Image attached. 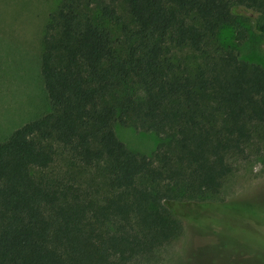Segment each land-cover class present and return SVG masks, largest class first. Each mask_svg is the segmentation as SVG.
<instances>
[{"label": "trees", "instance_id": "16d2710c", "mask_svg": "<svg viewBox=\"0 0 264 264\" xmlns=\"http://www.w3.org/2000/svg\"><path fill=\"white\" fill-rule=\"evenodd\" d=\"M244 18L264 36V0L59 1L39 54L46 110L0 142V264L149 263L198 223L188 203L221 191L264 125ZM117 126L155 135L154 152ZM229 240L263 250L264 230Z\"/></svg>", "mask_w": 264, "mask_h": 264}, {"label": "rangeland", "instance_id": "374dc122", "mask_svg": "<svg viewBox=\"0 0 264 264\" xmlns=\"http://www.w3.org/2000/svg\"><path fill=\"white\" fill-rule=\"evenodd\" d=\"M59 1L0 0V142L46 110L39 54L44 24ZM243 21L248 39L242 56L264 66V36L252 31L248 18ZM235 37L232 28L219 33L223 45H234ZM114 131L136 154L150 156L156 148L153 134L120 126ZM64 169L58 159L49 172ZM187 208L198 223L184 221L180 237L157 250L151 262L141 264H264V249H242L229 240L239 228L264 230V125L221 191L203 202H189Z\"/></svg>", "mask_w": 264, "mask_h": 264}]
</instances>
